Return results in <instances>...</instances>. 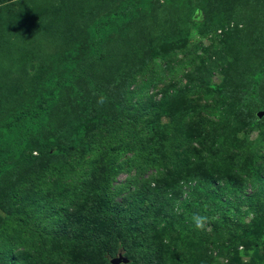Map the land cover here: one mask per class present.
Segmentation results:
<instances>
[{
	"label": "trees",
	"instance_id": "1",
	"mask_svg": "<svg viewBox=\"0 0 264 264\" xmlns=\"http://www.w3.org/2000/svg\"><path fill=\"white\" fill-rule=\"evenodd\" d=\"M75 1L62 0L65 6L60 0H52L49 9L36 0H0V7L4 3L9 4H4L7 5L4 7L7 13H0V42L8 39L9 34L15 36L16 40L30 28H52L64 18L67 6H73ZM139 1L107 0V13H102L104 16L97 20L92 29L88 57L85 60L76 58L63 62L61 67L52 66L46 79L47 90L37 94L33 103L5 110L0 97V181L8 175L17 176L14 170L21 158L33 161L32 154H28L33 142L38 141L54 155L61 156L57 158L61 163L59 166L52 164L43 172L33 168V171L19 176L12 191L7 193L10 194L7 201L11 208L15 203H21L19 210L10 209L4 202H0V221L7 223L0 226V264H12L15 247H19V244L24 245L21 252L24 264H112V258L118 253H123L129 259L121 264H177L175 260H170L168 240L174 239L173 234L192 230L197 223L194 217L199 219L200 224L204 221L207 225L215 223L218 228H226L232 236L238 235L240 217L232 216L235 198H242L255 221L264 226L262 168H259L258 175L261 187L250 194H243L234 182L247 168L241 158L236 156L230 159L229 153L205 146L203 152L211 157L209 167L212 174L204 177L202 167V170L194 169L201 155L198 149L189 147L187 155L179 150L188 146L192 138L200 143L209 142L227 127L229 137H234L233 146L242 150V156L245 150L239 143V132L250 130L252 126L242 120L240 109L243 105L238 98L231 99V110L219 106L215 110L217 118L211 121L205 118L206 125L202 124L200 132L194 137L187 130L189 117L192 119L193 114L186 108L174 118L176 123L169 124L170 128L164 132L166 125L162 130L159 122L150 117L151 112L166 103L167 97L181 95L180 89L169 86L163 91L161 100L142 101L151 92L150 95H155L150 89L159 80L152 77L131 90L133 76L128 80L125 98L119 102L118 98L115 99L111 108L113 112H107L101 118L82 116L78 118V133L71 127L64 131L58 143H51L47 139V131L54 128L51 116L59 103L61 89L89 74L94 63H103L111 58L108 41L110 35L118 29L105 17H115L119 14L118 9H122L117 24L125 25L137 16ZM86 2L89 8L100 11L91 0ZM200 11V7H195L193 13L198 16ZM25 13L27 17H24ZM54 13L60 15L56 21L51 17ZM48 16L49 20H46ZM37 22L39 25L35 24ZM74 42L73 47L77 49ZM237 51L242 52L241 48ZM28 60V57L23 58L18 66L23 68ZM60 69L63 71L59 72ZM15 79L12 73L5 83L12 84ZM263 79L264 70L260 69L253 76L255 81L252 95L257 94V87ZM216 89L214 96L219 101L221 93ZM169 110L173 112L175 109ZM261 111L264 112V104L260 107ZM253 121L254 118L251 123ZM171 126L180 128L172 132L173 140L166 146L164 134L171 133ZM263 140L264 128L261 130L260 141ZM129 152L131 156H127ZM128 165L138 167L135 178L113 191L114 180ZM151 169L156 170L155 176L144 179L139 185L137 178ZM192 171H195L198 178L197 186L205 184L207 187V194L199 198V213L197 208H190L189 199L181 203L176 195V188L181 187L183 179L180 175L188 178ZM247 174L251 176V170ZM217 175L225 178L223 186L215 184ZM87 180L88 184L84 186ZM31 181L37 187L33 189L34 193L18 192L15 188L16 185L26 188ZM7 187L8 191L10 188ZM126 188L127 196L121 202H116L115 197ZM183 206L186 211L181 212L178 226L173 227L177 209ZM39 226H42L38 230L42 234L31 232ZM254 237L256 241L262 240L260 236Z\"/></svg>",
	"mask_w": 264,
	"mask_h": 264
},
{
	"label": "rangeland",
	"instance_id": "2",
	"mask_svg": "<svg viewBox=\"0 0 264 264\" xmlns=\"http://www.w3.org/2000/svg\"><path fill=\"white\" fill-rule=\"evenodd\" d=\"M36 1L46 7H50L52 3V0ZM91 1L100 11L89 8L86 0H76L73 6H67L64 18L52 28H30L16 40L15 36L9 34L8 39L0 42V97L5 110L33 103L37 94L46 91V79L52 66L61 67L63 62L76 58L85 60L88 57L94 24L104 16L102 13H107L109 7L107 0ZM60 3L65 5L62 0ZM4 4L0 7L1 14L8 11L4 7L9 4ZM139 5L137 16L125 25L117 24L120 22L122 9H118L120 15L105 17L118 29L110 35L108 41L111 58L103 63H94L89 74L61 89L59 103L51 116L54 128L47 131V139L51 143H58L60 136L65 134L64 131L71 127L78 133V118L82 116L101 118L107 112H113L111 108L115 99L118 98L119 102L125 98L128 80L133 76L131 90L152 77L159 80L150 89L155 95H150L151 92L142 101L161 100L163 91L169 86L180 89L181 95L167 97L166 103L151 112L150 117L159 122L162 130L166 125L164 132L170 128L169 124L176 123L174 118L186 108L193 114L192 119L189 117L187 130L194 137L200 132V126L206 125L205 118L210 121L217 118L215 110L219 106L221 109L231 110V99L238 98L243 105L240 109L242 120L252 126L250 130L239 132V143L245 150L242 156V150L233 146L234 137H229L227 127L209 142L200 143L192 138L188 146L179 150L187 155L189 147L198 149L201 155L194 169H203L204 177L212 174L209 167L211 157L203 152L205 146L229 153L230 159L238 156L247 168L234 182L243 194L252 193L261 187L258 180L259 168H262L264 176V140L260 141L261 130L264 128V112H260V107L264 104V79L257 87V94H251L254 74L260 69L264 70V0H140ZM195 7L201 8L198 16L193 13ZM25 14L24 17H27V13ZM59 16L55 13L51 15L53 21ZM46 20H49V16ZM35 24L39 25L38 22ZM73 41L77 44V49L73 47ZM239 48L242 52L237 51ZM25 57L29 58L26 66L19 67L18 63H22ZM224 60L225 63H222ZM61 71L63 70L60 69L59 72ZM12 73L16 79L12 84L5 83ZM215 89L221 93L219 101L214 96ZM80 103L84 105H79ZM169 108L175 110L170 112ZM179 128L171 126V133L164 134L166 146L173 140L172 132ZM31 147L28 154H32L33 161L21 158L14 170L17 176L8 175L0 181V202H4L10 209L21 208L20 202L11 208L7 201L10 195L7 193L12 191V186L20 175L33 171V168L43 172L52 164H61L57 159L61 156L54 155L38 141L31 143ZM131 154L129 152L127 156ZM169 169L172 170V167ZM137 170L136 166L124 167L113 182V191L132 181ZM249 170L251 176L247 174ZM155 174V169L148 170L137 178L138 184L141 185L144 179L154 177ZM180 177L183 179L181 187L176 188L178 201L182 203L189 199L190 208H197L199 213V198L202 194H207L206 185L197 186L195 171L190 172L188 178L182 174ZM96 181L100 183L98 179ZM224 181L225 178L221 175L215 178L216 185L223 186ZM83 184H88V180ZM6 186L10 188L7 187L8 191ZM15 188L18 192L31 193L37 189L32 181L26 188L17 185ZM127 194L126 188L121 195L115 197L116 202H121ZM234 200L236 202L232 216L240 217L238 235L232 236L226 228H218L215 223H195L192 230L173 234L174 239L168 240L170 260H175L177 264H264V226L255 221L253 213L243 204L242 198ZM184 210L186 211V207H178L173 227L178 226L177 222L181 220V212ZM70 211L73 212L74 208ZM6 224L0 221V226ZM41 228L39 226L31 232L42 234L43 232L38 231ZM16 234L19 232L16 231ZM24 235L25 233L22 236ZM254 235L260 236L262 240L256 241ZM23 249L24 245L15 247L12 264H24L21 255Z\"/></svg>",
	"mask_w": 264,
	"mask_h": 264
},
{
	"label": "water",
	"instance_id": "3",
	"mask_svg": "<svg viewBox=\"0 0 264 264\" xmlns=\"http://www.w3.org/2000/svg\"><path fill=\"white\" fill-rule=\"evenodd\" d=\"M128 261L129 259L123 253L116 254V256H114L111 260L112 264H121Z\"/></svg>",
	"mask_w": 264,
	"mask_h": 264
},
{
	"label": "clouds",
	"instance_id": "4",
	"mask_svg": "<svg viewBox=\"0 0 264 264\" xmlns=\"http://www.w3.org/2000/svg\"><path fill=\"white\" fill-rule=\"evenodd\" d=\"M194 219H197V223H199V219H198V218H195V217H194Z\"/></svg>",
	"mask_w": 264,
	"mask_h": 264
}]
</instances>
